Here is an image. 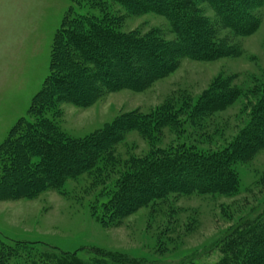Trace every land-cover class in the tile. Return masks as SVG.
<instances>
[{
	"label": "rangeland",
	"instance_id": "rangeland-1",
	"mask_svg": "<svg viewBox=\"0 0 264 264\" xmlns=\"http://www.w3.org/2000/svg\"><path fill=\"white\" fill-rule=\"evenodd\" d=\"M197 2L203 17L214 23V38L229 52L214 58L181 56L170 71L141 89L124 86L107 91L86 106L65 102L58 115H50L63 135L83 139L134 111L148 114L165 104L179 111V125L163 126L155 140L141 130L125 133L115 147L118 164L106 178L108 185L132 160L156 150L182 143L205 152L225 148L251 120L255 101L247 95L196 122L189 107L222 80L245 91L264 83V6L241 4L258 23L250 33L238 35L220 24L207 0ZM71 4L72 0H0V144L28 115L33 96L42 88L55 33ZM79 6L78 10L89 11L86 4ZM111 9L122 16L123 32L144 36L156 30L165 42L179 44L162 13H132L116 2ZM236 168L239 187L234 192L169 194L114 224L96 218L92 204L103 185L91 184L93 176L88 173L68 179L62 190L43 188L17 197L0 192V240L37 248L55 246L85 257L103 249L160 264H214L222 257L216 247L220 238L264 205V147Z\"/></svg>",
	"mask_w": 264,
	"mask_h": 264
},
{
	"label": "trees",
	"instance_id": "trees-1",
	"mask_svg": "<svg viewBox=\"0 0 264 264\" xmlns=\"http://www.w3.org/2000/svg\"><path fill=\"white\" fill-rule=\"evenodd\" d=\"M197 1L72 0L53 39L49 74L33 96L28 115L16 122L0 144V192L17 197L43 188L62 190L68 179L88 173L93 176L91 184L103 185L92 204L96 218L114 224L169 194L236 191L238 163L264 147V83L245 91L222 80L189 107L196 122L242 95L255 101L249 124L227 147L205 152L182 143L156 150L132 160L109 185L106 178L118 164L115 147L125 133L141 130L154 138L163 126L179 125V111L171 104L148 114L134 111L83 139L63 135L50 117L58 115L65 102L86 106L107 91L124 86L141 89L170 71L181 56L214 58L229 52L214 38V23L203 17ZM207 1L220 24L238 35L250 33L258 23L243 5L264 6V0ZM114 2L132 13H162L179 44L165 42L156 30L144 36L123 32L122 16L112 13ZM83 3L89 11L78 10ZM96 8L98 13L92 11ZM216 247L222 257L214 264H264V205L231 227ZM86 254L0 240V264H160L103 249Z\"/></svg>",
	"mask_w": 264,
	"mask_h": 264
}]
</instances>
